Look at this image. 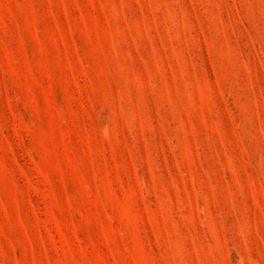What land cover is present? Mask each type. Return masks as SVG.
Instances as JSON below:
<instances>
[{
	"label": "rangeland",
	"instance_id": "374dc122",
	"mask_svg": "<svg viewBox=\"0 0 264 264\" xmlns=\"http://www.w3.org/2000/svg\"><path fill=\"white\" fill-rule=\"evenodd\" d=\"M0 264H264V0H0Z\"/></svg>",
	"mask_w": 264,
	"mask_h": 264
}]
</instances>
